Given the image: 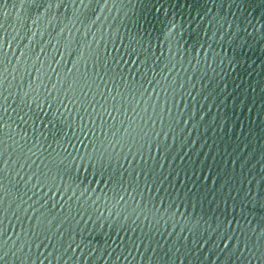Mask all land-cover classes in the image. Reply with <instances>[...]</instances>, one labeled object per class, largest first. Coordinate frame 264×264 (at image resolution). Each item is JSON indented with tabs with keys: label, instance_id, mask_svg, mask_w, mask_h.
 <instances>
[{
	"label": "snow or ice",
	"instance_id": "1",
	"mask_svg": "<svg viewBox=\"0 0 264 264\" xmlns=\"http://www.w3.org/2000/svg\"><path fill=\"white\" fill-rule=\"evenodd\" d=\"M103 3L106 4L107 0H103ZM107 92V89H105ZM81 95L83 100L86 102L87 106L81 104L80 109H75L77 111V119L80 121V125L77 129L80 135H73L75 143L68 141V148H62L61 151L64 154L63 159L60 161L59 165H56V170L52 175V181L55 185L57 179L60 180V185L56 187V191L63 189L64 192L72 191V196L69 199L76 197L75 189L72 188L73 184H76L80 180L79 173L83 170L85 173L91 170L93 173H96L98 170L102 173L108 171L111 168V160L114 156H118L117 148H121L124 142L135 140V136L138 134L137 130L133 128L134 120L129 118L130 122L125 126L124 121H118L117 116L121 112L125 111V106L127 105V110L132 111L133 115H136L135 109L132 108L131 103L125 100L121 94L120 101L116 100L114 95L106 96L105 93H100L101 101H97L94 97L89 100V92H85L81 89ZM112 100V110L108 111V99ZM67 99V97H66ZM131 100H135V97L132 96ZM80 103V100L76 97L68 100L69 104ZM64 105V102H60ZM119 103L120 107L117 108L116 104ZM66 107V105H64ZM99 109V112L97 111ZM82 113V114H81ZM107 116L108 120H111V125L108 124V121L104 119ZM87 117V120L85 119ZM97 122H99V134H97ZM119 124V127H117ZM107 129V131H105ZM69 148L71 151H69ZM60 154L57 153L58 157ZM51 163V162H50ZM107 166V167H106ZM47 167V166H45ZM49 172L52 171L51 168L48 169ZM122 171V166H121ZM74 172L76 173L74 175ZM116 173L113 172L108 180L96 181L97 184L104 183L106 185H113L107 191L101 190L105 197V207L108 204V192L112 193V199L115 201L116 205L123 204L125 207L129 206V201L132 202L135 207L132 208V214L137 215V220L140 216H143L147 221L149 216L154 214L158 215L163 208L161 205L160 208H157L155 203L151 205L144 203V198L141 196V199L138 201L136 199L137 189L133 187L131 180L127 182L125 186V181L123 179L117 180ZM44 179H47V174H44ZM40 183V174H37V186ZM79 186V185H77ZM119 189V191H117ZM85 192L81 193V196L85 195ZM79 199V197H76ZM99 197L96 200H93L92 203L96 204L99 201ZM103 217V213L100 214ZM111 215V213H110ZM119 215V213H117ZM127 219V217H125ZM147 238V237H145ZM4 244H0V252L3 250ZM11 251V250H10ZM3 256H0L2 259Z\"/></svg>",
	"mask_w": 264,
	"mask_h": 264
},
{
	"label": "water",
	"instance_id": "2",
	"mask_svg": "<svg viewBox=\"0 0 264 264\" xmlns=\"http://www.w3.org/2000/svg\"><path fill=\"white\" fill-rule=\"evenodd\" d=\"M57 0H0V38Z\"/></svg>",
	"mask_w": 264,
	"mask_h": 264
}]
</instances>
